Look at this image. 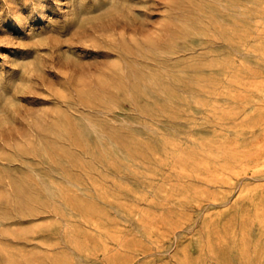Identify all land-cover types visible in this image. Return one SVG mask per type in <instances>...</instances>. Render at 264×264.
Returning <instances> with one entry per match:
<instances>
[{"label":"rangeland","instance_id":"rangeland-1","mask_svg":"<svg viewBox=\"0 0 264 264\" xmlns=\"http://www.w3.org/2000/svg\"><path fill=\"white\" fill-rule=\"evenodd\" d=\"M0 264H264V0H0Z\"/></svg>","mask_w":264,"mask_h":264},{"label":"bare ground","instance_id":"bare-ground-1","mask_svg":"<svg viewBox=\"0 0 264 264\" xmlns=\"http://www.w3.org/2000/svg\"><path fill=\"white\" fill-rule=\"evenodd\" d=\"M28 79V78H27ZM263 146V145H262ZM243 171V170H242Z\"/></svg>","mask_w":264,"mask_h":264}]
</instances>
